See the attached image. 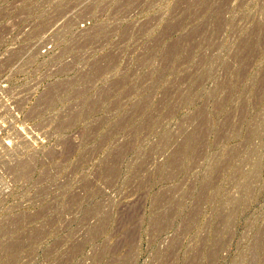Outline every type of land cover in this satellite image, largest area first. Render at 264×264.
I'll list each match as a JSON object with an SVG mask.
<instances>
[{
  "label": "rangeland",
  "instance_id": "rangeland-1",
  "mask_svg": "<svg viewBox=\"0 0 264 264\" xmlns=\"http://www.w3.org/2000/svg\"><path fill=\"white\" fill-rule=\"evenodd\" d=\"M101 1L0 0V264H264V0Z\"/></svg>",
  "mask_w": 264,
  "mask_h": 264
},
{
  "label": "built area",
  "instance_id": "built-area-1",
  "mask_svg": "<svg viewBox=\"0 0 264 264\" xmlns=\"http://www.w3.org/2000/svg\"><path fill=\"white\" fill-rule=\"evenodd\" d=\"M99 1H101V0H99ZM102 1H105V2H109L110 0H102ZM101 1V2H102ZM102 3H104V2H102ZM28 5H29V9L28 10H30V5H32V4H30V3H28ZM33 6V5H32ZM34 7V6H33ZM48 13V12H47ZM59 12L57 11V14H58ZM49 14V13H48ZM49 16H51V15H47L46 13H44V22L43 23H46V21H47V17H49ZM38 20L39 19H37V20H35V22H34V25H33V23H30V31L29 32H31L32 30H33V27L35 26V25H37V24H39V22H38ZM80 21H79V25H77V26H75V30H73V31H78V30H84L87 26L86 25H88V23H89V21H87L84 17H83V19L81 20V19H79ZM40 21V20H39ZM32 25H33V27H32ZM86 26V27H85ZM37 31V30H36ZM43 45H45L44 43H42L40 46H43ZM39 46V47H40ZM39 47H38V50H39ZM17 50H19V47H16V48H13V49H10L8 52H10V53H13V55H14V53H16V51ZM47 50V48H45L44 46H43V48H42V51H46ZM10 53H8V54H10ZM103 67V66H102ZM94 68H95V66H94ZM96 69V68H95ZM95 69H93L94 71L93 72H95Z\"/></svg>",
  "mask_w": 264,
  "mask_h": 264
}]
</instances>
